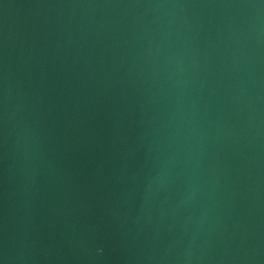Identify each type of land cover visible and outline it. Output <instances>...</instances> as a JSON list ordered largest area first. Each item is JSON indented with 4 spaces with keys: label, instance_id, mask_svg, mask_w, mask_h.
<instances>
[{
    "label": "water",
    "instance_id": "water-1",
    "mask_svg": "<svg viewBox=\"0 0 264 264\" xmlns=\"http://www.w3.org/2000/svg\"><path fill=\"white\" fill-rule=\"evenodd\" d=\"M0 264H264V0H0Z\"/></svg>",
    "mask_w": 264,
    "mask_h": 264
}]
</instances>
